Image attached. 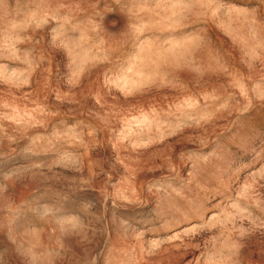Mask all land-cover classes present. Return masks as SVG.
<instances>
[{
	"label": "rangeland",
	"instance_id": "obj_1",
	"mask_svg": "<svg viewBox=\"0 0 264 264\" xmlns=\"http://www.w3.org/2000/svg\"><path fill=\"white\" fill-rule=\"evenodd\" d=\"M0 264H264V0H0Z\"/></svg>",
	"mask_w": 264,
	"mask_h": 264
}]
</instances>
